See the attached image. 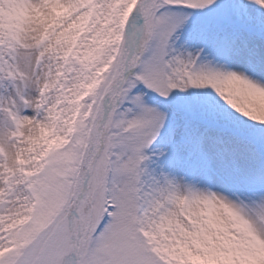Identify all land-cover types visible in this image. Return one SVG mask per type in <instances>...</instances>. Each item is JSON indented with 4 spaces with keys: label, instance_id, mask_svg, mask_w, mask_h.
<instances>
[{
    "label": "snow or ice",
    "instance_id": "6c2138e0",
    "mask_svg": "<svg viewBox=\"0 0 264 264\" xmlns=\"http://www.w3.org/2000/svg\"><path fill=\"white\" fill-rule=\"evenodd\" d=\"M0 12V264H250L264 245V0ZM105 33L115 43L87 69L75 49ZM58 133L67 143L45 150ZM213 204L231 227L202 214Z\"/></svg>",
    "mask_w": 264,
    "mask_h": 264
},
{
    "label": "rangeland",
    "instance_id": "374dc122",
    "mask_svg": "<svg viewBox=\"0 0 264 264\" xmlns=\"http://www.w3.org/2000/svg\"><path fill=\"white\" fill-rule=\"evenodd\" d=\"M0 15H3V13L0 12ZM18 22L19 21H17V23ZM114 43V34L105 33L102 36L97 37L96 41L91 45L90 48H87L84 51H81L79 48H77L75 51L79 53L81 62L86 66L87 69H90L106 57L108 51L112 48ZM95 86L96 85H93V87L88 88L83 94L79 88L75 89L70 94L71 102L69 103L68 107L72 110L69 112V115L72 116V119L67 120V117L58 116L55 122L58 129L62 131L64 128H69V130H71V127L76 123L77 120L80 119L79 106L82 104L85 95L92 94ZM204 91V89H189L188 93L186 94L187 102L193 106H206L210 104V101L204 96ZM150 102L153 101L150 100ZM255 102L259 105L258 115L264 116V98H257ZM26 114L31 113L28 112ZM224 119H227V117L225 116ZM65 143H67L65 136L60 135L59 133L53 136H46L44 139V144L47 145L45 150L54 149L58 151L64 146ZM201 212L205 217L214 219L222 226L231 227L232 223L234 222L233 217L229 214L228 210L223 209L218 205H207L201 209Z\"/></svg>",
    "mask_w": 264,
    "mask_h": 264
},
{
    "label": "clouds",
    "instance_id": "9594fccd",
    "mask_svg": "<svg viewBox=\"0 0 264 264\" xmlns=\"http://www.w3.org/2000/svg\"><path fill=\"white\" fill-rule=\"evenodd\" d=\"M252 247L254 249V256L251 258L250 264H264V245L254 242Z\"/></svg>",
    "mask_w": 264,
    "mask_h": 264
}]
</instances>
